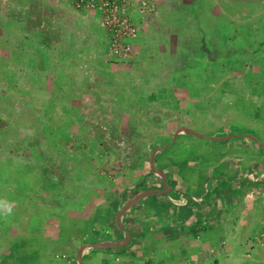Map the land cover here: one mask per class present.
Here are the masks:
<instances>
[{"label":"crops","instance_id":"1","mask_svg":"<svg viewBox=\"0 0 264 264\" xmlns=\"http://www.w3.org/2000/svg\"><path fill=\"white\" fill-rule=\"evenodd\" d=\"M8 1L16 2V5L12 13L5 5L7 0H0V76H6V72L10 71L8 75L15 77L13 73L17 72L16 67L20 62H13L9 57L14 56L13 47L17 44V38L20 35L26 36L22 30H32V34H36L39 29L36 25L40 23L43 27V21L46 19L49 26L53 19L56 20V25L52 27L54 34L58 25L69 28V37L72 26L87 32V35L81 37L79 30L74 31L82 53L78 57L83 60L88 58L87 61L91 62V56H103L106 34L99 12L77 9L73 0ZM166 1L155 0L153 3L147 0L145 10L151 13ZM189 9L181 20L191 21L193 16L195 29L199 33V20L205 21V28H208L210 21L216 31L219 29L215 27L217 22H222L225 26L222 29L226 30L231 25L237 29L244 28L248 35L264 29V0H189ZM231 9L232 13L237 10V15L239 12L246 14L248 19L245 22H230L228 11ZM145 10H137L134 6L130 9V15L135 25H138L140 35L149 39V35L153 33L150 25L156 24L152 20L150 24L147 23ZM154 13L157 15L158 12ZM189 13L191 17H188ZM172 14L178 18L175 12H171ZM216 17H219V21ZM37 18L39 20L36 21ZM163 18V22L168 25L170 21L173 22L168 14ZM85 27L87 31L84 30ZM62 32L65 31L62 29ZM51 36L53 34L47 33L45 46L48 50H51L50 42L57 44ZM225 37L227 41H232L229 34ZM211 38L213 39V36ZM67 39L68 37L62 41ZM201 39L202 36L199 37V43L204 42ZM144 41H138L144 57L154 54L150 51L146 55L149 44ZM66 42V46L71 47L70 40ZM208 42L206 44L209 45ZM239 43L238 40L237 45ZM3 47L6 51H3ZM7 49H10V53ZM233 60L239 59L233 58L231 61ZM7 62L14 65L11 67ZM224 89L220 90L225 94ZM201 104L202 102H191L185 108L186 113L191 114L192 110ZM258 108L257 104L255 110ZM246 110L249 112L251 109ZM252 121L253 123L242 122L247 126L236 122L237 126L234 124V127H230L231 133L221 129L217 135L203 132L193 126L180 125L177 130L187 128L201 135H208L210 140L220 139V147H201L202 137L180 131L176 138L175 134L172 139L166 138L170 142L150 147L152 152L155 148L165 147L155 154V168L158 172L154 171L150 163V169L143 171L139 181L130 185L128 178H131V174H124L123 170L120 172L124 183L121 182L122 178L117 177V173L113 175L108 172L106 175L105 170H97L94 166H74L72 170L67 169V166L63 165V146L56 148V153L51 151L52 154H49L53 160L57 157L56 154L60 156L62 151L60 157L63 159L59 167L41 162V165H29L31 172L29 171L28 176H23L18 172L23 167L15 166L18 185L28 183L25 192L29 194L24 197L22 193L15 192L13 196L10 194L12 190L4 186L10 184L8 181H12L5 176L12 164L10 160L7 164L1 160L0 166L4 172L2 175L0 173V186L5 188L0 192V205L4 196L8 200L13 197V205L21 207L14 209L16 212L13 218L17 221V218L23 217L20 222H23L21 225L25 230V236L21 240H16L20 234L15 236L16 248L13 255L9 254L13 256L12 263L17 264V260L21 262V255H25L26 258L33 257V261L36 260L39 264H80L78 251L85 243L120 242L126 239L116 246L92 247L88 252L85 250L89 248H86L83 251V261L85 264H264V179L252 181L249 176L253 172L264 175L263 150L259 137H256L260 139L258 145L254 146L248 136L258 135L261 127L264 128V115L256 112ZM222 127L224 126L221 125ZM237 127L243 130L240 132ZM226 135H231L229 140L221 139ZM239 137L244 140H232ZM65 141H69L68 137ZM65 141L62 137V142ZM201 148L213 150V159H206L205 164L200 159ZM249 148L253 149V157L257 161L248 160L249 157L245 156L243 151ZM142 151L145 152L143 157L148 156L147 150ZM40 153L36 151V156ZM205 155L204 150L201 156L205 158ZM91 175L94 176L92 180ZM150 189H157L159 192L145 195L138 203L129 207L120 220L118 219L119 212L132 202L138 193ZM180 198L184 202L179 204L176 199ZM54 243H60L61 249L52 248ZM61 251L62 256L58 254ZM19 254L20 257L16 258ZM23 261L25 263L28 259Z\"/></svg>","mask_w":264,"mask_h":264},{"label":"rangeland","instance_id":"2","mask_svg":"<svg viewBox=\"0 0 264 264\" xmlns=\"http://www.w3.org/2000/svg\"><path fill=\"white\" fill-rule=\"evenodd\" d=\"M132 1L130 8L135 6L137 10H145L147 0ZM8 3L7 0L6 7L14 13L16 2ZM162 4L151 13L145 10L147 23L150 24L152 20L156 24L150 25L153 33L149 35V39L140 35L139 27L133 21L136 35L125 41L130 46L127 54L116 55L111 51V37L102 18L106 34V44L102 51L104 57L93 55L91 62L87 61L88 58L83 60L78 57L82 53L74 31L79 30L81 37L87 35V32L76 26L71 27L70 37L69 28H64V25L57 26L56 34L52 32V27L56 25L55 19L50 26L47 25V19L43 21V27L40 23L36 25L39 26L36 34H32V30H22L26 36L20 35L17 38V44L13 47L14 56L9 57L13 62H20L16 67L17 72L13 73L15 77L8 75L10 71L6 72V76H0V161L7 164L10 160L12 164V168L5 173L8 180L12 181L4 185L12 190L11 195L14 196L16 192L26 197L29 194L25 192L28 183L18 185L14 167H23L18 171L23 176H28L29 165L48 162L59 167L63 159L60 157L62 151L53 160L49 156L51 151L56 153V148L64 146L63 165L67 169L72 170L74 166H94L97 170H105L106 175L108 172L113 175L117 173L119 179L122 178L120 171L123 170L124 174H131V178H128L130 185L139 181L143 171L150 169V147L170 142L166 138L172 139L180 125L193 126L217 135L221 129L231 133L230 127H234V124L244 125V121L253 123L256 112L264 115V60L260 59L264 56V29L257 31V36L253 33L248 36L253 39L254 44L244 49L247 53L244 54L242 48L236 47L240 46L237 41H227V37L217 36L219 29L216 31L210 21L208 28L203 26L205 21L197 22L200 33L195 29L191 13L188 16H192L191 21H182L185 11L190 10L189 0H167ZM155 11L158 12L157 15ZM171 12H175L178 18L171 15ZM228 12L230 22H245L248 19L241 12L237 15V10L234 13L232 9ZM166 14L172 17L173 22L168 19L170 25L163 22ZM222 19L226 22L224 17ZM215 27L221 29L225 26L222 22H217ZM84 30L87 31L86 27ZM206 32L213 36L214 42L205 39L199 43V37H203ZM47 33L53 34L52 40L57 41L56 45L50 42L51 50L45 46ZM67 37L71 47L66 46L68 39L62 41ZM140 39L149 44L146 55L150 51L154 54L144 57L138 42ZM217 40L219 44H229L228 54H223L220 46L215 43ZM3 51H6L5 47ZM7 52L10 53V49ZM205 57L212 60L210 67L214 69H201ZM223 57L226 58V70L221 67ZM233 58L239 60L231 61ZM6 64L14 65L10 62ZM220 89L226 90V93ZM191 102L202 104L194 107L196 109L193 108L189 114L185 108ZM257 104L259 108L255 110ZM246 109L251 110L248 112ZM221 125L224 127L221 128ZM237 129L240 132L243 130L241 127ZM260 130L259 136H248L254 146L261 139L264 159V128L261 127ZM67 135L68 142L65 141ZM206 136L201 138V147H220V139L210 140ZM229 136L231 135L221 139L229 140ZM62 137L65 142H62ZM233 139L244 140L243 137ZM143 149L147 150L148 156H142L145 154ZM204 150L205 158L201 156ZM252 150L249 148L243 152L249 157L248 160L254 161L256 158L253 157ZM36 151L41 152L38 157ZM212 152V149H200V159L204 164L206 159H213ZM2 169L0 166L1 175L4 172ZM251 174H256V179L251 178L252 181L264 179L260 172L250 173L249 176ZM92 179L94 176L91 175ZM4 188L0 186V192ZM11 199L14 200L13 197ZM11 199L4 196L0 205V264H13L9 254L16 248L15 236L20 234L16 240L25 236L21 225L23 222H20L23 217L17 218V221L13 218L16 212L14 209L17 210L20 206H14ZM21 213L23 214L22 210ZM51 247L59 250L62 245L54 243ZM58 254L62 256L63 251ZM21 262L28 264V261ZM34 263L39 264L38 261Z\"/></svg>","mask_w":264,"mask_h":264},{"label":"built area","instance_id":"3","mask_svg":"<svg viewBox=\"0 0 264 264\" xmlns=\"http://www.w3.org/2000/svg\"><path fill=\"white\" fill-rule=\"evenodd\" d=\"M132 2V0H73L77 9L96 10L102 14L111 37L110 49L116 55L127 54L130 46L125 41L136 35L130 15ZM256 174H251L250 178L255 180ZM176 200L179 204L184 202L182 198Z\"/></svg>","mask_w":264,"mask_h":264},{"label":"trees","instance_id":"4","mask_svg":"<svg viewBox=\"0 0 264 264\" xmlns=\"http://www.w3.org/2000/svg\"><path fill=\"white\" fill-rule=\"evenodd\" d=\"M235 29L236 30L234 31V27L232 25L230 26V28L228 30H226V28H223V29L222 28L221 29L219 28V31H218V33L216 35L219 36V37H223V36L229 34V37H230V39L233 42H236V41L239 40L240 43L238 45H240V46H236V47L238 49L239 48H242L241 50L245 52V50L248 49L247 48L248 46H250V47L253 46L252 45V43L254 44V42L252 41L253 39L250 38V37H248L250 35H248V31L246 29H244V28L237 29V27H235ZM257 31L254 33V35H257L258 34ZM205 39H209V42H214L213 41L214 38L212 39L208 32H206V34H203L202 40L205 41ZM242 42H244L245 44L243 45ZM215 43H216V45H219L220 46V48L222 49L224 55L228 54V51L230 50L229 47H228L229 44H227V45H220V44H218V40L215 41ZM254 52H256V51H254ZM224 59L226 60V58L225 57L222 58L223 63L221 64V67L226 70L228 67H225L224 66V62H226ZM260 59L261 60H264V56L261 57ZM260 59H259V61H261ZM204 60L205 61H203V64H201V69L202 70L203 69H214V68L210 67L211 66L210 64H211V61L212 60L208 59L207 57H205ZM228 65H231V64H228ZM67 137H69V135H67ZM18 257H20V255H17L16 256V258H18ZM21 258L23 260L28 259V264L29 263L30 264H35L34 261H33L34 260L33 257L32 258H29V257L26 258L25 255H21ZM12 259H13V256H12ZM16 262H17V264H22V262H20V260L19 261L17 260Z\"/></svg>","mask_w":264,"mask_h":264},{"label":"water","instance_id":"5","mask_svg":"<svg viewBox=\"0 0 264 264\" xmlns=\"http://www.w3.org/2000/svg\"><path fill=\"white\" fill-rule=\"evenodd\" d=\"M180 131H185L187 133H190V134H193V135H196V136H199V137H205V135H201L193 130H190V129H187V128H180L177 130V132L175 133L174 135V138L177 137V134L180 132ZM165 147H161V148H155L151 154V161H152V168L154 169V171L157 173L158 170L155 168L156 166V159H155V154L159 151V150H162L164 149ZM163 178H164V183H165V175H163ZM159 192V190L157 189H150V190H145V191H142L140 193H138L135 197V199L130 202L129 204H127L118 214V219L120 220L121 217L123 216V214L125 213V211L135 205L136 203H138V201L143 198L145 195H148V194H151V193H157ZM121 227L124 229V227L121 225ZM128 238V237H127ZM126 239H123L122 241H124ZM120 241V242H122ZM120 242H105V243H101V242H96V243H85L78 251V260L80 262V264H85V262L83 261V251L86 249V248H101V247H108V246H111V245H119ZM125 242V241H124Z\"/></svg>","mask_w":264,"mask_h":264}]
</instances>
